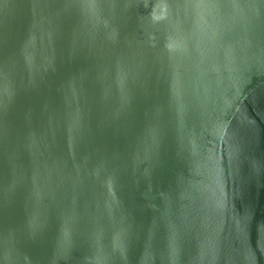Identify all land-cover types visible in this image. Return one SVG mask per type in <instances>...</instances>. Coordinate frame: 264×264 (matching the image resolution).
Returning <instances> with one entry per match:
<instances>
[{
    "label": "water",
    "instance_id": "water-1",
    "mask_svg": "<svg viewBox=\"0 0 264 264\" xmlns=\"http://www.w3.org/2000/svg\"><path fill=\"white\" fill-rule=\"evenodd\" d=\"M0 264H264V0H0Z\"/></svg>",
    "mask_w": 264,
    "mask_h": 264
}]
</instances>
